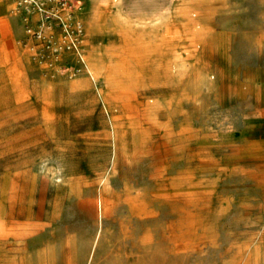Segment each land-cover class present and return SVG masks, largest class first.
Here are the masks:
<instances>
[{
    "label": "rangeland",
    "instance_id": "obj_1",
    "mask_svg": "<svg viewBox=\"0 0 264 264\" xmlns=\"http://www.w3.org/2000/svg\"><path fill=\"white\" fill-rule=\"evenodd\" d=\"M7 1L0 264H264V0Z\"/></svg>",
    "mask_w": 264,
    "mask_h": 264
},
{
    "label": "built area",
    "instance_id": "obj_2",
    "mask_svg": "<svg viewBox=\"0 0 264 264\" xmlns=\"http://www.w3.org/2000/svg\"><path fill=\"white\" fill-rule=\"evenodd\" d=\"M53 1L55 0H17V8L32 13L41 12L44 15L45 19H48L53 15L54 12H57L59 9L55 7L50 9L46 7L49 2H53ZM60 3L62 4V5L60 4L61 6H65V0H61ZM28 31H31V28H28ZM79 33H82V28L80 26L77 28V34ZM78 44H79L78 36L75 37L71 36L70 45L74 48H77Z\"/></svg>",
    "mask_w": 264,
    "mask_h": 264
},
{
    "label": "crops",
    "instance_id": "obj_3",
    "mask_svg": "<svg viewBox=\"0 0 264 264\" xmlns=\"http://www.w3.org/2000/svg\"><path fill=\"white\" fill-rule=\"evenodd\" d=\"M3 6H5V8H8V1L7 0H1ZM4 16V15H3ZM0 16V35L2 36H12V35H19L21 34L20 29L16 26V22L15 19L12 18L10 19V21H5L4 17ZM256 125L258 126H262V127H257L254 130H256L257 132H255V136L257 138H263L264 140V122H256ZM253 135V134H252ZM256 138V139H257Z\"/></svg>",
    "mask_w": 264,
    "mask_h": 264
}]
</instances>
